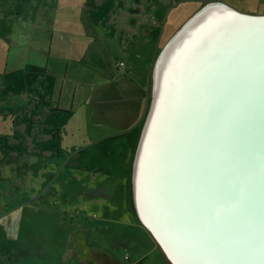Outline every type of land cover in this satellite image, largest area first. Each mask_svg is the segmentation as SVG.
Segmentation results:
<instances>
[{
    "label": "crops",
    "instance_id": "1",
    "mask_svg": "<svg viewBox=\"0 0 264 264\" xmlns=\"http://www.w3.org/2000/svg\"><path fill=\"white\" fill-rule=\"evenodd\" d=\"M208 1L229 3L0 0V136L39 144L23 158L40 159L39 175L52 176L36 189L35 170L22 168L21 193L13 188L0 214V264H128L122 245L139 264L143 251L157 250L128 200L133 151L154 56ZM126 137L133 141L126 158L97 148Z\"/></svg>",
    "mask_w": 264,
    "mask_h": 264
},
{
    "label": "bare ground",
    "instance_id": "2",
    "mask_svg": "<svg viewBox=\"0 0 264 264\" xmlns=\"http://www.w3.org/2000/svg\"><path fill=\"white\" fill-rule=\"evenodd\" d=\"M208 7L156 72L139 213L176 264H264V20Z\"/></svg>",
    "mask_w": 264,
    "mask_h": 264
},
{
    "label": "rangeland",
    "instance_id": "3",
    "mask_svg": "<svg viewBox=\"0 0 264 264\" xmlns=\"http://www.w3.org/2000/svg\"><path fill=\"white\" fill-rule=\"evenodd\" d=\"M228 1H229V3H228ZM228 1H227V3L231 7H233L234 9H236L238 11H241L243 13L264 15V0H228ZM208 2L203 3L202 7L206 6L208 4ZM202 7H200V8H202ZM196 12H197V10H196ZM194 13L195 12H192L190 15L187 16L186 22H188L190 20L189 18ZM162 49H163V47H161V50ZM161 50H160V52H161ZM158 56H159V53L154 56L152 65L156 66ZM153 74H154V70H153ZM153 83H154V80L151 79L150 83H149L150 104L148 105V109H147L146 114H144V117L142 118L140 130L144 129L146 117H147V114H149L148 111L150 110V107H151V98L153 96V87H154ZM4 134H9V131L7 130V132ZM14 135H16V134H14ZM131 142H133V141H131L130 139H128V137H126V139H121L119 142L113 143L112 146L110 143V144L103 145L102 147L98 146L97 148L100 150V152H104L107 150V153H110V151L108 149H111L112 152H114V156L116 158H122V157L126 158V157L130 156L131 148L129 146L131 145ZM33 146L40 148L39 144L26 143L24 139L22 140L19 138L16 141L14 137L9 138V136H7V135L0 136V214L5 212V210H6V208H5L6 198L8 199L10 194L12 196L14 195L13 188L16 189L15 195H17L16 194L17 190H18V193H21L20 189L23 188V179L24 180L27 179L26 175L23 174L22 168H29L33 171L35 170V173L30 174V178L32 181L30 184L32 186H34V188L37 187L39 181L42 182L43 187H46L48 181L51 182L50 179L52 178V176L39 175V173H40L39 169L41 168L40 167V164H41L40 159L37 158L34 161L33 159L30 160L29 158H23V157H25V155H23V154L28 153V151L29 152L32 151ZM45 149L48 151V146H46ZM136 149H134V151H133V158H135ZM106 156H109V155L106 154ZM106 158H108V157H106ZM30 161H31V164H30ZM11 165L19 168L20 172H18L15 176H13V174L9 173V171H8V168ZM79 173L81 175H84V176L86 174H88L87 172L84 171V169L81 170ZM128 183L130 184V195H129L128 200H130V204L133 205L132 207H134L136 209V212H137L138 211L137 203L135 202V196H134V191H135L134 182L131 179H129ZM34 188H32V189H34ZM115 199H120V200L122 199V203H124V197L123 196L116 197ZM139 215H140V213H139ZM141 219H142V217H141ZM142 221H144V220L142 219ZM145 226H146V224H145ZM146 228L149 229V231L152 234H154V232H152V230L148 226H146ZM123 232L126 234L128 233L129 239L136 238L137 230L132 231L131 229L127 228V229H123ZM109 235H110V233H109ZM142 237H144V236H142ZM155 238H156V236H155ZM156 240H157V238H156ZM117 248L120 251L118 253L121 254L122 258H124V255H123L124 246L123 245L117 246ZM143 252H144V254L147 255V258L143 262H140L139 264H174L171 261V259L167 256V254H166L167 252L160 245L159 241H158L157 250H152L151 248H149ZM134 256H135V258H138V255L136 253Z\"/></svg>",
    "mask_w": 264,
    "mask_h": 264
},
{
    "label": "water",
    "instance_id": "4",
    "mask_svg": "<svg viewBox=\"0 0 264 264\" xmlns=\"http://www.w3.org/2000/svg\"><path fill=\"white\" fill-rule=\"evenodd\" d=\"M218 5H221V3H216ZM227 6V5H226ZM208 9V4L204 7H202V9L195 13V15L188 21L186 22L180 29L179 31L168 41L167 45L164 46L162 52H160L159 56H158V59H157V62H156V68H155V76H154V87H153V96L151 98V107H150V110H149V114H147V117H146V121H145V125H144V129H142V134H141V139H140V143L138 144V148H137V152H136V160H135V163H134V175H133V182H134V187H135V191H134V196H135V202L137 203V209H138V212H140V204L137 200V187H136V180H135V175H136V172H137V160H139V154H140V149H142V145L144 143V139H145V133H146V130L148 129V124H149V120H150V116L151 114L153 113V109H154V103H155V99H156V86H155V83H156V72L158 70L159 67H161L162 65V60L163 58H165L166 54L172 49L175 41L181 37L184 33V31L186 30L187 26L190 24V22L194 21L196 19L197 16L203 14V10L205 9ZM229 9L233 10L235 12V15L243 18V19H258V20H264V15H248V14H243V12H240L236 9H232L229 7ZM140 216L141 213H140ZM142 219L145 221V219L142 217ZM145 223V222H144ZM146 224V223H145ZM147 225V224H146ZM153 232V231H152ZM155 236L157 238V240L160 242V245L165 249V251L167 252V256L171 259V261L175 263V261L173 260V258H171V256L168 254L169 251L167 250L166 246L164 245V243L160 240V236L155 233Z\"/></svg>",
    "mask_w": 264,
    "mask_h": 264
},
{
    "label": "built area",
    "instance_id": "5",
    "mask_svg": "<svg viewBox=\"0 0 264 264\" xmlns=\"http://www.w3.org/2000/svg\"><path fill=\"white\" fill-rule=\"evenodd\" d=\"M125 63L121 62L120 65L123 66ZM124 259L127 261L128 264H138V262L132 261L131 256L129 253L124 254Z\"/></svg>",
    "mask_w": 264,
    "mask_h": 264
}]
</instances>
